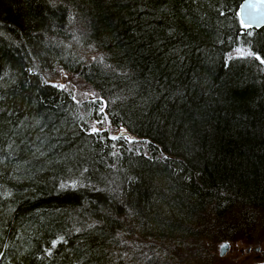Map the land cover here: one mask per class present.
<instances>
[{
  "label": "trees",
  "instance_id": "1",
  "mask_svg": "<svg viewBox=\"0 0 264 264\" xmlns=\"http://www.w3.org/2000/svg\"><path fill=\"white\" fill-rule=\"evenodd\" d=\"M243 1L0 0V264L264 260V26ZM104 114L120 133L92 130Z\"/></svg>",
  "mask_w": 264,
  "mask_h": 264
},
{
  "label": "rangeland",
  "instance_id": "2",
  "mask_svg": "<svg viewBox=\"0 0 264 264\" xmlns=\"http://www.w3.org/2000/svg\"><path fill=\"white\" fill-rule=\"evenodd\" d=\"M242 50L235 51V54L240 53ZM233 53V54H234ZM52 82L58 84L63 88L70 89L78 98H95V93L91 91L88 85L77 75L71 74L63 69H58L54 73L49 74ZM92 130L108 129L114 134L121 132V128H115L109 122L108 116L104 114L101 120L94 121ZM264 261L263 259L261 262Z\"/></svg>",
  "mask_w": 264,
  "mask_h": 264
},
{
  "label": "water",
  "instance_id": "3",
  "mask_svg": "<svg viewBox=\"0 0 264 264\" xmlns=\"http://www.w3.org/2000/svg\"><path fill=\"white\" fill-rule=\"evenodd\" d=\"M240 17L245 26L260 28L264 26V0H244L240 6ZM128 136L131 139L141 140L132 133L122 132L120 135ZM255 252H260V247L252 249ZM230 251L229 243H223L219 248L220 256H225ZM251 248H247L246 252H250ZM244 253L245 249H241ZM264 264V263H261Z\"/></svg>",
  "mask_w": 264,
  "mask_h": 264
},
{
  "label": "snow or ice",
  "instance_id": "4",
  "mask_svg": "<svg viewBox=\"0 0 264 264\" xmlns=\"http://www.w3.org/2000/svg\"><path fill=\"white\" fill-rule=\"evenodd\" d=\"M239 51V50H238ZM93 131H96V129H93Z\"/></svg>",
  "mask_w": 264,
  "mask_h": 264
}]
</instances>
